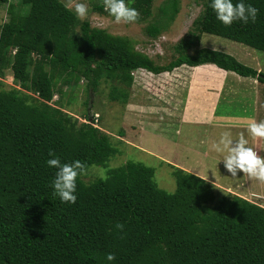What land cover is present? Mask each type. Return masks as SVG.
I'll return each instance as SVG.
<instances>
[{
	"label": "trees",
	"instance_id": "trees-1",
	"mask_svg": "<svg viewBox=\"0 0 264 264\" xmlns=\"http://www.w3.org/2000/svg\"><path fill=\"white\" fill-rule=\"evenodd\" d=\"M125 2L151 39L168 29L180 6V0H163L156 9L154 0ZM244 3L258 9L255 21L225 26L210 0H201L195 30L160 64L128 36L78 19L60 0H0L9 15L0 27V76L10 69L15 82L0 86V264H264L258 201L218 197L213 183L181 167L174 171L175 191L168 192L157 186L152 167L128 161L106 177L85 182L78 175L76 201L61 203L51 187L56 169L46 164L51 151L61 163L79 161L85 171L116 153L89 110L88 121L80 122L51 102L62 85L84 80L90 106L101 80L110 100L126 103L138 69L160 74L213 64L264 84L263 71L198 46L208 33L264 51V0ZM93 8L109 15L102 4Z\"/></svg>",
	"mask_w": 264,
	"mask_h": 264
},
{
	"label": "rangeland",
	"instance_id": "rangeland-1",
	"mask_svg": "<svg viewBox=\"0 0 264 264\" xmlns=\"http://www.w3.org/2000/svg\"><path fill=\"white\" fill-rule=\"evenodd\" d=\"M60 1L72 9L76 3H84L90 12L83 20L112 34L128 36L135 42L136 49L160 64L168 63L175 53L174 45L190 30H195L192 29L193 21L202 10L201 0H180L174 21L160 37L151 39L143 30L146 23L117 24L111 16L94 10V5L102 4L101 0ZM162 1L154 0V8ZM7 6L0 4V27L9 19ZM198 46L226 52L245 65L264 72L262 50L208 33L201 36ZM200 69L208 74L189 66L160 74L138 69L132 73L134 80L126 103L109 99V85L104 80L100 81L95 93H90V106L84 104L89 95L84 80L73 87L62 85L64 92H56L51 102L62 106L80 122L88 121L84 117L89 110L94 125L109 134L116 148L106 165H91L84 171L82 179L88 182L96 177H106L109 169L136 161L152 167L157 186L168 192L175 191L174 171L181 167L205 176L214 184L218 197L235 194L264 203V182L250 179L246 174L243 176L239 171L237 177H232L220 161L223 154L211 149L220 133L227 131L233 140L241 136L246 139V146L252 147L264 159V138L251 137L247 129L249 118L256 122L264 120V84L232 71L217 75L220 70L215 66ZM0 81L2 88L15 85L12 71L5 69ZM57 85L61 86V82ZM214 91L215 95H211ZM206 93L210 96H204ZM208 115L212 117L208 121L197 120L206 119Z\"/></svg>",
	"mask_w": 264,
	"mask_h": 264
},
{
	"label": "clouds",
	"instance_id": "clouds-1",
	"mask_svg": "<svg viewBox=\"0 0 264 264\" xmlns=\"http://www.w3.org/2000/svg\"><path fill=\"white\" fill-rule=\"evenodd\" d=\"M101 3L103 9L117 24L132 23L139 17L138 11L126 4L125 0H101ZM209 6L215 13V18L225 26L231 25L236 20L243 23H247L249 20L254 22L258 11L251 4H245L244 0H235V2L234 0H210ZM73 12L78 19L83 20L89 15L90 10L84 3H76ZM247 129L251 137L264 138V120L256 122L249 118ZM247 143V140L242 136L233 140L230 134L225 131L220 133L218 141L211 144V149L216 153L223 154L220 161L223 162L224 169L232 177H237L239 171L243 176L246 174L250 179L254 178L264 182V159L258 156L252 147L246 146ZM49 156L53 158L47 159L46 164L56 169L51 181L53 195L58 197L61 203H74L76 201V180L78 175L84 174V168L79 161L61 163L51 151ZM261 205L264 207L263 202ZM105 258L112 261L114 255L108 253Z\"/></svg>",
	"mask_w": 264,
	"mask_h": 264
},
{
	"label": "crops",
	"instance_id": "crops-1",
	"mask_svg": "<svg viewBox=\"0 0 264 264\" xmlns=\"http://www.w3.org/2000/svg\"><path fill=\"white\" fill-rule=\"evenodd\" d=\"M204 66H215V65H213V64H203V65L196 66V67H193V68L199 69L201 72L204 71L205 74H208L207 71H205V70H203V69H200V67H201V68H204ZM215 67H216V66H215ZM216 68H217V70H220V72H216L217 75H220L221 72H226V70L224 71V70L221 69V68H218V67H216ZM221 79H222V78H221ZM221 81H222V80H221ZM223 82H225V81H223ZM204 83H207V84L209 85L210 82H204ZM206 87H207V86H206ZM210 87H211V86H210ZM207 88H208V87H207ZM207 88H206V89H207ZM206 92L208 93V91H206ZM215 92H216V91H214V92H212V93H210V94H211V95H215ZM207 93H206L204 96H207V95L210 96V95L207 94ZM200 96H201V95H200ZM208 96H207V97H208ZM201 97H202V96H201ZM202 113H204V112H202ZM211 118H212V117H210V116L208 115V117H207L206 119H203V118H202V119H197V120L202 122V121H208V120L211 119ZM190 171H193V170H190ZM193 173L196 174V172H194V171H193ZM197 175H199V176H201V177H203V178H206L205 176H202V175L199 174V173H197Z\"/></svg>",
	"mask_w": 264,
	"mask_h": 264
}]
</instances>
